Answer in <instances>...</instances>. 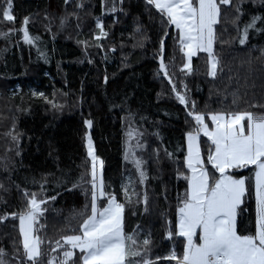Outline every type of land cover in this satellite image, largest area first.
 I'll return each mask as SVG.
<instances>
[{"label":"trees","instance_id":"obj_1","mask_svg":"<svg viewBox=\"0 0 264 264\" xmlns=\"http://www.w3.org/2000/svg\"><path fill=\"white\" fill-rule=\"evenodd\" d=\"M77 3L84 7L77 8ZM13 6L14 22L0 18V32L13 29L7 37L0 36V249L7 253L4 259L19 264L15 256L28 264L18 217L11 215L26 209L25 191L47 201L42 205L44 215L35 224L44 253L41 264H47L49 257L60 264L66 248H58L56 241L63 244L62 236L76 234L86 204L90 214L85 119L93 121L90 133L96 156L104 162L105 190L114 191L125 204V232L136 230L140 242L148 238L153 259L173 248L181 254L183 238H167L168 221L174 228L177 197L186 188V181L177 178V169L186 173L182 165L185 135L194 121L186 114L190 106L186 109L179 103L168 79L158 73L155 54L164 38L169 76L177 91L196 102L197 111L260 114L261 109L252 105H264V31L249 30L248 40L240 45L237 29L242 31L253 16L264 17V2L232 0L230 6L221 7L214 53L222 71L215 78L207 76L205 53L193 58L191 73L181 71L184 55L173 39L176 30L169 27V35L164 37L167 26L146 0H115V13L109 12L112 0H103V6L102 0H72L68 5L64 0H13ZM236 6L241 14L233 24ZM25 17L29 18L26 27L33 44L25 43L18 31ZM63 17L67 19L61 27ZM97 17L108 33L99 42L93 40L99 33ZM257 27L264 28V24L257 22ZM127 128L135 131L143 146L136 150L135 158L147 162L144 185L138 182L134 164L125 160ZM9 132L19 134L18 144ZM207 145L203 140L205 156ZM165 148L173 153L171 158L165 155ZM154 149H160L158 160ZM239 174L248 177L251 169ZM129 178L131 203L121 190ZM73 184L78 186L73 188ZM53 196L55 200L50 199ZM242 209L238 217L241 234L254 232V193L245 198Z\"/></svg>","mask_w":264,"mask_h":264},{"label":"snow or ice","instance_id":"obj_2","mask_svg":"<svg viewBox=\"0 0 264 264\" xmlns=\"http://www.w3.org/2000/svg\"><path fill=\"white\" fill-rule=\"evenodd\" d=\"M71 2L72 0H64L65 5ZM146 4L156 9L160 14L161 24L167 26L164 37L169 35V27H174L176 30L173 39L185 58L182 72L193 71L192 58L201 52L207 54V76L215 78L218 70L222 71L214 53V45L218 39L216 26L221 23V7L230 6L232 0H146ZM76 7L83 8L84 5L77 3ZM13 11V0H0V18L3 22L15 21ZM116 11L115 0H112L109 12ZM235 11L237 17L233 20V24L239 20L240 6H236ZM66 19L67 17L61 18V27L64 26ZM257 22L264 24V17L253 16L244 25L242 31L237 29L240 45H245L249 30L264 31V28L257 27ZM28 23L29 18L25 17L18 31L23 33L25 43L33 44L34 38L30 36L26 27ZM95 28L99 33L94 35V41L99 42L108 36L99 17L95 20ZM12 31L13 29L9 32H0V36L7 37ZM98 46L102 47V45ZM164 52L165 39L162 38L160 48L155 54L159 58L158 73H163L168 79L179 103L186 109L190 106L186 114L194 121V126L186 133L187 151L182 161L186 173L177 169V178L182 177L186 181V188L183 194L177 197L174 228L173 222L168 221L167 232L168 239H172L173 236L183 238V251L178 254L173 248L167 255L156 256L153 259L151 241L148 238L140 242L136 230L131 234L125 232V204L118 201L114 191L105 190L102 175L104 162L95 155L92 138L86 134L87 155L91 159L90 214L89 205L86 204L85 211L80 213L85 218L79 224L76 234L62 236L63 244L60 240L56 241L58 248H66L60 264H77V262L78 264H163L164 261H174L175 264H264V105H252L261 109L260 114L249 110L197 111L196 102L190 101L186 93L177 91V86L172 82L164 62ZM44 58L46 61L47 58ZM107 79L105 76V83ZM184 87L186 88V85ZM39 95L43 97V93ZM233 103H236L235 99ZM83 123L88 129L93 125L90 119H85ZM7 135H11L12 140L19 143V134L13 135L9 132ZM201 135L206 137L208 142L206 162L200 143ZM128 137L129 140L133 138L132 131L128 132ZM135 147L143 146L137 142ZM153 151L158 160L160 149ZM163 151L169 158L173 156V153L168 152L166 148ZM129 156L133 157L132 162L139 177V184L144 185L148 179L144 168L147 162L135 158V149L131 144L126 151L125 160H128ZM98 164L101 169L99 173ZM244 169H251V175L248 177L240 175V170ZM80 179L83 180V176ZM250 182L251 188H249ZM131 184V178L128 184H121V190L129 203L131 198L128 188ZM77 186L73 184L72 187ZM2 187L3 185H0V188ZM40 187L42 193L44 184ZM253 193L254 232L241 234L238 217L244 211L242 205L245 198ZM85 194L87 195V192ZM135 194L133 191V195ZM23 195L26 198V209L20 213L13 212L11 215L19 219L23 257L28 264H41L44 253L40 249L41 241L34 235V225L38 223V218L44 215L42 205L47 201L38 199L37 193L25 191ZM50 199L55 200L56 197ZM147 201L148 196L145 192L144 203L147 204ZM77 249L78 256L74 254V250ZM52 251L55 252L56 248ZM6 255L5 250L0 249V264H9V261L4 259ZM13 259H19V264H25L22 258L14 256ZM55 259L49 257L47 264H54Z\"/></svg>","mask_w":264,"mask_h":264},{"label":"rangeland","instance_id":"obj_3","mask_svg":"<svg viewBox=\"0 0 264 264\" xmlns=\"http://www.w3.org/2000/svg\"><path fill=\"white\" fill-rule=\"evenodd\" d=\"M202 53V52H201ZM199 54V53H198ZM206 54V53H205ZM196 57V56H195ZM194 58V57H193ZM193 58H192V60H193ZM165 62V61H164ZM184 63H185V58H184ZM166 64V63H165ZM187 71V70H186ZM161 76H163L162 75V73H161ZM209 122V124H210V121H208ZM128 128H127V133H128ZM130 131H132L133 132V138L131 139V140H129V137H128V134H127V139H126V151L128 150V148H129V145L131 144V146H132V148L133 149H135V152H136V150L137 149H139V148H136L135 146H136V144H137V139H138V135L135 133V131L132 129V130H130ZM86 134L87 135H90L91 136V133H90V129H88L87 128V131H86ZM86 134H85V136H86ZM91 138H92V136H91ZM203 140H205V141H207V138L206 137H204V136H202L201 135V138H200V143H201V147H202V143H203ZM92 141H93V139H92ZM185 144H186V151H187V143H186V135H185ZM85 148H86V153H87V142H86V139H85ZM93 148H94V143H93ZM202 149H203V147H202ZM94 153H95V148H94ZM186 154V153H185ZM95 155H96V153H95ZM203 156H204V158H205V162H206V157H207V154H206V156L204 155V151H203ZM87 157H88V155H87ZM88 159H89V162H90V170H91V159H90V157H88ZM132 160H133V157L132 156H129V159L127 160V161H129V162H131V163H133L132 162ZM134 164V163H133ZM135 166V165H134ZM209 167V169H210V166H208ZM97 169H98V173L101 171V169H100V167H99V164L97 165ZM244 170H246V169H244ZM244 170H240V171H244ZM102 175H103V169H102ZM244 176H246V174H243ZM91 176V175H90ZM106 202V201H105ZM39 219V218H38ZM18 223H19V219H18ZM34 235L36 236V237H38L37 236V234H36V232H35V225H34ZM21 240H22V237H21ZM79 253V250L77 249V250H74V254L76 255V253ZM173 263H175L174 261H172Z\"/></svg>","mask_w":264,"mask_h":264},{"label":"water","instance_id":"obj_4","mask_svg":"<svg viewBox=\"0 0 264 264\" xmlns=\"http://www.w3.org/2000/svg\"><path fill=\"white\" fill-rule=\"evenodd\" d=\"M162 75H163V73H162Z\"/></svg>","mask_w":264,"mask_h":264}]
</instances>
